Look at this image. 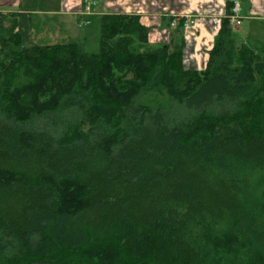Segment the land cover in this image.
<instances>
[{
	"label": "trees",
	"instance_id": "1",
	"mask_svg": "<svg viewBox=\"0 0 264 264\" xmlns=\"http://www.w3.org/2000/svg\"><path fill=\"white\" fill-rule=\"evenodd\" d=\"M232 5L203 70L137 14L87 52L0 10V264H264V53Z\"/></svg>",
	"mask_w": 264,
	"mask_h": 264
},
{
	"label": "crops",
	"instance_id": "2",
	"mask_svg": "<svg viewBox=\"0 0 264 264\" xmlns=\"http://www.w3.org/2000/svg\"><path fill=\"white\" fill-rule=\"evenodd\" d=\"M24 1L0 0V10L4 12H26L30 15V18L32 12L41 11L31 7H29L31 9H28V6L25 5L20 6V3ZM228 1L235 0H97L95 1L96 4L91 5L90 13L84 15V18L88 20L87 16L93 13L100 16L105 12L137 14L140 22L150 28L148 33L149 43L153 45L182 43L184 64L190 68L203 70L206 66L208 53L213 47L215 36L221 27L222 19L227 15L226 3ZM236 1H238L240 7L238 12L240 24L231 26L232 37L238 44H246L264 53V44L247 41L249 33L252 32L249 26L240 30L243 19L264 24V0ZM84 4V0H77V5L70 8L63 0V10L47 9L45 12L76 14L78 21L81 18L80 9ZM185 17L193 20L192 25L187 28L179 25V22ZM173 19L178 21L177 26L169 25V22ZM240 32L243 38L237 40L235 37Z\"/></svg>",
	"mask_w": 264,
	"mask_h": 264
},
{
	"label": "rangeland",
	"instance_id": "3",
	"mask_svg": "<svg viewBox=\"0 0 264 264\" xmlns=\"http://www.w3.org/2000/svg\"><path fill=\"white\" fill-rule=\"evenodd\" d=\"M64 2H66L70 8L77 5V0H64ZM62 4L63 0H25L20 3V6H28V9L34 8L35 10H41L38 12L34 11L31 14L29 34L31 41L39 45L79 41L85 51L97 52L99 47L100 16L96 13L87 16L89 23L86 25H79V27L76 14L45 12L47 9L63 10ZM81 10L82 8L80 11ZM80 17L79 20L84 19V15ZM246 26H249L252 31L249 33L247 41L264 44V24L243 19L240 30L246 29ZM235 38L237 40L242 39L243 36L241 32L238 33Z\"/></svg>",
	"mask_w": 264,
	"mask_h": 264
},
{
	"label": "built area",
	"instance_id": "4",
	"mask_svg": "<svg viewBox=\"0 0 264 264\" xmlns=\"http://www.w3.org/2000/svg\"><path fill=\"white\" fill-rule=\"evenodd\" d=\"M84 6L82 7V10L80 12V14L83 15H87L90 13L91 10V5L95 3V0H84ZM239 3L238 1H233V5L231 7V13L229 14L228 18H229V23L231 26H237L240 24V18L238 16V12H239ZM193 20L189 17H185L183 18V22H182V27L183 28H187L190 25H192ZM78 24L79 25H86L88 24V20L84 19H80L78 20ZM178 21L173 19L169 22L170 26H177Z\"/></svg>",
	"mask_w": 264,
	"mask_h": 264
}]
</instances>
